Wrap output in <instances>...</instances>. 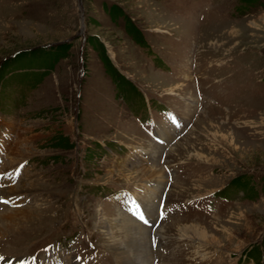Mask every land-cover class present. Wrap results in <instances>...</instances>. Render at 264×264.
Listing matches in <instances>:
<instances>
[{
	"label": "rangeland",
	"instance_id": "obj_1",
	"mask_svg": "<svg viewBox=\"0 0 264 264\" xmlns=\"http://www.w3.org/2000/svg\"><path fill=\"white\" fill-rule=\"evenodd\" d=\"M0 75L1 128L12 125L0 169L31 158L0 195L23 178L33 189L20 206L0 201V214L25 207L31 217L0 228V251L123 264L99 227L118 210L151 229L149 264H264V0H0ZM165 106L187 123L159 142L139 123L163 120ZM54 136L72 145H54ZM13 149L24 157L9 164ZM151 165L164 180L153 205L156 176L126 174ZM217 190L222 201L210 197ZM133 197L152 225L112 204L128 208ZM179 200H205L204 209ZM193 224L205 239L182 235Z\"/></svg>",
	"mask_w": 264,
	"mask_h": 264
},
{
	"label": "bare ground",
	"instance_id": "obj_2",
	"mask_svg": "<svg viewBox=\"0 0 264 264\" xmlns=\"http://www.w3.org/2000/svg\"><path fill=\"white\" fill-rule=\"evenodd\" d=\"M189 97V96H188ZM193 98V97H192ZM199 98V97H198ZM190 100H187L189 102ZM200 101V100H199ZM190 103V102H189ZM196 105V104H195ZM190 108V104L187 109ZM191 109V108H190ZM163 127L164 130L160 131V127ZM175 129V127L169 126L168 124H159L158 131L161 134L162 132L167 136L169 135L168 131L171 132V130ZM166 129V130H165ZM14 136V135H13ZM12 136V137H13ZM8 142V141H7ZM21 142V141H20ZM150 144V143H149ZM153 144V143H152ZM18 145V144H17ZM16 146V145H15ZM136 147V146H135ZM153 147V146H152ZM159 148V147H157ZM156 148V150H157ZM137 150V149H136ZM143 150V149H142ZM155 150V149H154ZM133 153V152H132ZM143 153V152H142ZM156 151L153 152L154 156ZM22 151L17 149H13L10 156H9V164H13V161L21 160L22 157ZM8 164V166H10ZM121 171V170H120ZM119 171V172H120ZM131 171V173H130ZM127 177L133 176L134 178H147L146 180L150 181L148 178L156 176V181H150L149 187L151 190L149 191V200L150 204H155L154 199L156 200L157 191H159L163 186V172L161 168H155L154 166H145L142 168V174L138 173L135 169L126 170ZM141 172V171H140ZM141 175V176H139ZM157 177H159L157 179ZM154 179V178H153ZM31 178H23L21 179V182L14 187L8 186L4 192V196H9L12 194H22L24 192H31L33 191L31 186ZM147 183V182H146ZM147 192V190H146ZM145 205V204H144ZM150 207V206H149ZM25 207L17 209H11L8 212L0 214V228L5 229L7 226H22L23 222L30 221V212L27 211ZM116 210V208H115ZM116 210V213L112 216L114 217L109 224L105 221L104 224H99V227H101L102 231L112 240L111 246L113 249L118 251V257L122 260L123 264H149L150 256L152 255V245H151V229H149L146 226H143L141 223H139L136 219L132 218L131 216H128L124 214L122 211ZM29 217V218H28ZM111 217V218H112ZM154 225V224H153ZM197 224L193 225H186L181 226V233L184 237H192L190 233L197 235L198 238L202 236V239H205V236H207L208 233L205 232V230H202L197 227ZM11 228V226H10ZM189 232V233H188ZM6 233L4 231H0V235ZM200 235V236H199ZM110 246V245H109ZM100 255V254H99ZM150 257V258H149ZM153 260V259H151ZM121 262V263H122ZM153 263V261H152ZM75 264V263H70Z\"/></svg>",
	"mask_w": 264,
	"mask_h": 264
},
{
	"label": "trees",
	"instance_id": "obj_3",
	"mask_svg": "<svg viewBox=\"0 0 264 264\" xmlns=\"http://www.w3.org/2000/svg\"><path fill=\"white\" fill-rule=\"evenodd\" d=\"M124 16H126L125 14H124ZM129 26L131 27V28H133V31L134 32H136L137 33V30L135 29V27L133 26V24H132V22H130L129 21ZM95 45H97V46H99L100 48H101V55L104 57V59H105V61H106V63H107V65H108V67L110 68V69H112L115 73H118V71L116 70V68L112 65V62H111V59H110V57H109V55L107 54V52L105 51V49L103 48V46L101 45V43L100 42H97V43H95ZM101 45V46H100ZM69 47V43H64L63 45H61V46H59L58 48H59V50H54V52L56 53V54H54L53 52V54L50 52V49L49 48H47L46 49V51H44L43 52V54H45V53H48V54H50L51 53V55H53V57L51 58V60H56L57 59V57H60V56H63L64 54H65V51H66V49ZM58 52V53H57ZM57 55V56H56ZM121 75V74H120ZM0 77H1V75H0ZM121 77L122 78H124V76L123 75H121ZM57 139H58V142H55L54 143V145H58V146H65V147H69V146H71L72 145V143H71V141H69V138H68V136H54L51 140H52V143H53V141L54 140H56L57 141ZM60 141V142H59ZM61 141H62V143H61Z\"/></svg>",
	"mask_w": 264,
	"mask_h": 264
},
{
	"label": "snow or ice",
	"instance_id": "obj_4",
	"mask_svg": "<svg viewBox=\"0 0 264 264\" xmlns=\"http://www.w3.org/2000/svg\"><path fill=\"white\" fill-rule=\"evenodd\" d=\"M142 221H144V222H147L146 220H145V217H144V215H143V219H142ZM3 259V258H2Z\"/></svg>",
	"mask_w": 264,
	"mask_h": 264
}]
</instances>
